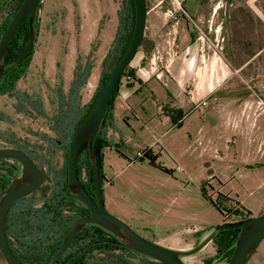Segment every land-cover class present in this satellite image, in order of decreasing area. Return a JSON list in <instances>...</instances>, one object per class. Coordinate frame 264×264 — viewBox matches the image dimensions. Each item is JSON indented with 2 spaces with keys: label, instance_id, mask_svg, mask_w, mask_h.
I'll return each instance as SVG.
<instances>
[{
  "label": "rangeland",
  "instance_id": "obj_1",
  "mask_svg": "<svg viewBox=\"0 0 264 264\" xmlns=\"http://www.w3.org/2000/svg\"><path fill=\"white\" fill-rule=\"evenodd\" d=\"M185 1L145 0L146 12L149 13V16L157 14L154 13L155 11L162 13H158V16L155 15L157 17L155 19L157 36L154 35L151 23H148L143 46L137 51L136 60L142 53H146V56L144 55L146 59L139 61L136 68L140 77L154 78L166 70L169 61L167 56L162 57L159 61L156 59L152 67L148 66V62L156 53L155 39L162 40L164 44L162 47L166 51L167 38L172 39L173 37L172 35L168 36V31H171L174 23L178 20L193 21L196 27H193V30L199 45L203 44L205 49L208 48L207 50L212 51L216 43L214 24L206 21L197 23L189 14L185 16L181 11ZM218 1L220 0H202L201 3L213 6ZM222 2L225 6L238 3L264 5V0H222ZM121 5L122 0H44L43 6L48 9L47 17L43 22L40 20L41 17L38 21L42 32L39 33L35 42L34 53L25 76L18 79L15 84L17 91L27 94L33 100L40 101L42 111L27 109L25 105L26 109L18 111L14 108L16 101L12 96L4 95L0 99V149L23 148L35 151L38 156L39 162L37 161L35 164L38 165L42 173L43 181L38 191L28 197L33 201L35 207L40 206L43 198L49 194L54 184L55 174L62 168L65 160L64 150L52 144L54 140H58L56 133L52 130V120L58 112L62 97L65 100L67 97L76 62L75 59L68 56L70 52L75 53L77 44L76 38L68 40L64 35L65 31L61 30L66 28L68 22L71 24L70 16L73 10L74 16H77L76 12L79 11L83 22L91 20L93 24H96L98 18V27L102 30L107 26L111 17L116 16ZM174 10L176 11L174 12ZM76 25L78 26V24ZM112 40L105 44L103 53H100L102 52L100 48L103 45L99 38H96L89 46L92 51L93 69L87 86L85 85L79 93L81 105L87 104L95 92L102 71L104 53L108 50ZM218 42H222L220 36ZM85 61L86 56L80 57L82 66ZM194 62L196 65L190 68L192 75L189 80V88L186 90L189 100H191V92L196 86L197 71L203 67L199 57L195 58ZM151 72H153V76H151ZM199 72H201L200 75L203 73L202 70ZM250 73L251 75L247 76L231 77V84L239 86L242 91L223 92L221 95L217 94L218 97H215L216 94L213 93L210 98L190 101V106L193 111L203 110V114L211 119L217 116L227 118L226 126L228 128H231L233 124L235 127L237 124L240 128L245 129L244 142L253 139L258 140L260 145L264 142V74H256L260 73L257 70ZM140 77L138 80H141ZM122 83L125 84V80ZM88 85L91 86L86 93L85 89H88ZM202 102H205V106L201 105ZM236 138L237 136L224 140V136L221 137L222 145L218 150L222 153L224 162L215 166V170L212 172L206 171V167L211 165L209 162L211 157L204 156L208 152L205 149L202 151V155L190 156L187 159H184L179 152L175 156H163L161 160L157 159L153 166L149 165L147 160L143 163L138 162L137 153L142 152L138 149L130 155L133 162L127 163L121 169L113 165L108 157H104L102 191L106 211L125 222L139 236L165 248L183 251L185 254L182 260L186 264H203L205 259L214 255L215 251L210 249L213 248V245L209 243L202 247L206 249L199 251L196 248L212 234L214 227L201 230V227L206 224L199 225L193 222L176 226L171 223V220L173 217H193L195 212L203 211H205L207 220L211 218V213L212 218H216L213 210H210L211 205L208 201L206 209L199 208L197 201L200 199L199 187L203 185L207 197L212 201L216 200L217 192L227 191L231 177L235 174L232 168L236 162L235 148L238 142L234 141ZM190 143L193 145L192 151H194V147H201L197 141L191 140ZM81 171V178L86 181L85 168H82ZM223 184L225 187L221 189ZM230 202L232 203V201ZM233 210V208H228L227 215L229 217L226 218L227 220H223L225 224L231 223L233 220L230 218ZM195 228L198 231L194 232ZM259 245L261 246L258 248V252L264 249V239ZM19 255L28 263H34L37 258V253L31 251L19 252ZM255 258L256 256L253 260ZM92 259L95 261L109 260L110 257L95 255ZM225 263L221 261L212 264ZM0 264H5L1 255ZM249 264L255 263L251 261Z\"/></svg>",
  "mask_w": 264,
  "mask_h": 264
},
{
  "label": "crops",
  "instance_id": "obj_2",
  "mask_svg": "<svg viewBox=\"0 0 264 264\" xmlns=\"http://www.w3.org/2000/svg\"><path fill=\"white\" fill-rule=\"evenodd\" d=\"M2 1L5 0H0V2ZM201 1L186 0L183 6L184 10L181 11L185 16L189 14L197 23L206 21L214 24L216 43L212 51L207 50L208 48L205 49L203 44L199 45L195 38L193 21L188 22L181 19L174 23L171 31L168 29V36L172 35L173 37L172 39L167 38L166 51L162 47L164 45L162 40L157 41L155 39L156 53L149 60L148 66L152 67L156 59L159 61L162 57L167 56L169 61L165 71L158 72L159 74L154 78L140 77L136 68L139 61L146 59V53H142L137 60L136 53L126 68V71H133L134 77L133 79L124 77L120 79L118 92L113 103L111 125L105 128L110 147L105 149L106 152L105 150L103 152V169L105 167L104 157H108L113 165L121 169L127 163L133 162L130 155L138 149L142 150V153L150 150L156 158L155 161L161 160L163 156H175L178 152L184 159L190 158V156L196 157L202 155V151L205 149L208 152L204 156L211 157L209 160L211 165L206 167V171L212 172L215 170V166L224 162L222 153L218 150L222 145L221 137L224 136V140H226L237 136L234 139V141H238L235 142L236 162L232 168L235 174L231 177L227 191L217 192L216 195L220 193L229 202L237 203L239 209L248 213L251 218L264 212V142L260 145L258 140L253 139L244 142L245 129L243 127L240 128L237 124L234 127V124L231 123L232 127L228 128L226 126L227 118L223 116L211 119L203 114V110L200 112L193 111L190 101L210 98L213 93L216 94L215 97H218L217 94L221 95L223 92L242 91L239 86L231 84V77L233 76L251 75L250 72L255 70L260 72L256 74H264V5L238 3L225 6L220 0L212 6L203 5ZM43 2L44 0L41 1L37 12V21L41 20L42 22L47 17L46 12L48 10L44 8ZM154 13L157 14L149 16V13L146 12L145 30L140 47L143 46L148 23H151L154 35L157 36L158 34L155 15L158 16V13L162 12L155 11ZM74 14L73 10L70 16L71 24L68 22L66 28L61 30L65 31L64 35L68 40L69 38H76L77 50L75 53L70 52L68 57H72L76 62L78 59L80 60V57L86 56L87 58L90 53L89 46L96 38H99L103 45L100 48V50L102 49L100 53H103L105 44L112 40L115 35L117 17H111L107 26L101 30L98 27V18L96 24H93L91 20L83 22L79 11L76 12L78 17ZM41 32V25H39V33ZM219 36L222 38L221 43L218 42ZM198 57L203 67L197 71L196 86L191 92L192 97L189 100L186 90L189 88V80L192 75L190 68L196 65L194 59ZM150 69L153 71L152 68ZM201 70L203 73L200 75L201 72L199 71ZM152 73L151 76L154 75ZM138 77L141 80H138ZM123 80H125V84L122 83ZM3 96H0V99ZM176 111L181 112L182 117L181 119L175 118L173 122L170 114L176 115ZM191 140L199 142L201 147H194V151H192ZM116 145L121 155L114 149L113 146ZM248 167L253 168L248 169ZM224 187L223 184L221 189ZM200 188L201 185L199 187L200 199L197 200L198 206L206 209L207 201L201 196ZM210 208L213 210V214L215 213L216 218H212L211 213V218L207 220L205 211H203L201 213L195 212L193 217H173L171 223L176 226L189 224V222L199 225L206 224L201 227V230L224 225L223 216L212 206ZM193 231L198 230L195 228ZM260 246L255 250L257 254L253 253L254 255L249 258L246 264L251 263V261L255 264H264V249L258 252ZM203 249L206 248L200 250ZM210 249L214 250V248ZM255 256L256 258L253 260Z\"/></svg>",
  "mask_w": 264,
  "mask_h": 264
},
{
  "label": "trees",
  "instance_id": "obj_3",
  "mask_svg": "<svg viewBox=\"0 0 264 264\" xmlns=\"http://www.w3.org/2000/svg\"><path fill=\"white\" fill-rule=\"evenodd\" d=\"M22 1L23 0H5L0 2V37ZM39 8L40 5L38 6V9ZM116 17L117 28L115 35L102 61V71L91 100L87 104L81 105L79 93L86 85L92 69V51L88 54L83 66L80 64V60H77L66 100L62 97L58 112L53 117L52 130L56 133L58 140H54L52 144L57 148L63 149L65 153L63 166L55 174L53 187L49 194L43 198L40 206L35 207L33 201L27 197L18 200L12 205L8 212L5 224L7 241L13 255L24 264H49L73 222L78 218L89 216L88 210L79 203L68 190L66 168L67 151L72 135L89 115L93 104L107 82L111 72L128 46L134 26L135 15L133 1L122 0L121 8L117 12ZM33 31L34 44L30 51L21 60L5 68L3 76L0 79V96H12L16 101L14 108L18 111H22L25 107L34 111H42L40 101L37 99L33 100L27 94L21 93L15 89L17 80L25 76L31 63L34 53V45L39 33L37 18H35L33 24ZM28 39L29 28L27 21H25L12 37L4 61L17 57L26 47ZM123 77L126 79H133L134 73L133 71L125 70L121 78ZM119 85L120 82L115 87L113 95L110 98L100 125L99 134L92 143L97 158L101 187L103 186L104 180L103 152L106 148L110 147V142L106 138L105 128L108 125H111L110 119L113 112V103ZM168 113L170 114V112ZM175 114L176 115L170 114L173 122L175 121V118L181 119L182 117L181 112L176 111ZM113 147L116 152H118V146L116 145ZM18 150L24 152L34 163L37 161L39 162L35 151H28L23 148H18ZM155 159L156 158L151 154L150 150H146L142 153V157L138 158V162L142 163L147 160L149 165L153 166ZM15 163L16 162L9 160L0 161V196L8 187L12 177L19 172V165L16 163L17 165L15 166ZM36 166L38 167V165ZM76 168L79 180L84 185L88 195L94 199L92 172L88 161L86 143H83L80 147L77 155ZM82 168H85L86 170V181L81 178ZM251 168L253 167H248V169ZM200 193L201 196L223 216L224 220H227L226 218L229 217V215L226 217L228 208L234 209L231 215L237 216L245 214L244 219L233 223L243 222L250 218L248 213H244L243 210L239 209L237 203L229 202L227 198L220 193L217 194L215 201H212L207 197L203 185H201ZM238 233V230L217 232L212 239L215 253L211 258L205 259L203 264H212L221 261L227 262L232 254ZM29 251L37 253V258L34 260V263L24 261L19 255V252ZM95 255H106L109 256L110 259L95 261L92 259ZM57 264L161 263L125 249L124 246L111 234L96 225L89 224L77 234L67 249L63 252Z\"/></svg>",
  "mask_w": 264,
  "mask_h": 264
},
{
  "label": "water",
  "instance_id": "obj_4",
  "mask_svg": "<svg viewBox=\"0 0 264 264\" xmlns=\"http://www.w3.org/2000/svg\"><path fill=\"white\" fill-rule=\"evenodd\" d=\"M42 0H23L0 37V79L5 68L21 60L34 44L33 24ZM134 6V26L128 46L111 72L107 82L97 97L92 109L72 135L67 151V187L75 199L89 212V216L76 219L64 236L57 252L49 264H57L63 252L89 224L96 225L115 237L125 249L161 264H186L183 251L165 248L151 242L133 231L125 222L107 212L103 200V191L99 178L96 154L92 147L93 140L100 131V125L115 87L122 74L129 66L140 47L146 23L145 0H132ZM27 21L29 39L24 50L15 58L4 61L9 43L17 29ZM83 143L87 144L88 161L92 172L94 199L90 197L77 176V155ZM9 160L19 165V172L13 176L8 187L0 196V255L5 264H24L12 253L6 236V218L13 204L27 198L40 188L43 178L36 164L21 150L15 148L0 149V161ZM238 230V237L229 260L225 264H245L253 255L259 243L264 239V212L243 222L219 225L212 234L205 238L197 251L212 242L217 232Z\"/></svg>",
  "mask_w": 264,
  "mask_h": 264
},
{
  "label": "built area",
  "instance_id": "obj_5",
  "mask_svg": "<svg viewBox=\"0 0 264 264\" xmlns=\"http://www.w3.org/2000/svg\"><path fill=\"white\" fill-rule=\"evenodd\" d=\"M140 72V71H139ZM202 106H205V102L201 103ZM138 158L142 157V152L137 153ZM226 217H228V215L226 214ZM231 218L233 219V222H237L240 221L241 219L245 218V214L243 215H231Z\"/></svg>",
  "mask_w": 264,
  "mask_h": 264
},
{
  "label": "bare ground",
  "instance_id": "obj_6",
  "mask_svg": "<svg viewBox=\"0 0 264 264\" xmlns=\"http://www.w3.org/2000/svg\"><path fill=\"white\" fill-rule=\"evenodd\" d=\"M92 78H93V77H92ZM91 85H92V84H91ZM91 85H88V89H87V88L85 89V92H86V93L89 91Z\"/></svg>",
  "mask_w": 264,
  "mask_h": 264
},
{
  "label": "flooded vegetation",
  "instance_id": "obj_7",
  "mask_svg": "<svg viewBox=\"0 0 264 264\" xmlns=\"http://www.w3.org/2000/svg\"><path fill=\"white\" fill-rule=\"evenodd\" d=\"M18 174V173H17ZM89 213V212H88ZM90 215V214H89Z\"/></svg>",
  "mask_w": 264,
  "mask_h": 264
}]
</instances>
